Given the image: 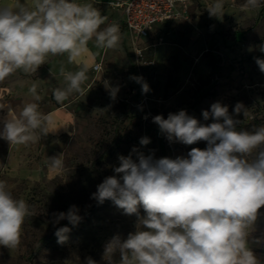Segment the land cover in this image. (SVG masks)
Returning a JSON list of instances; mask_svg holds the SVG:
<instances>
[{"label":"clouds","instance_id":"1","mask_svg":"<svg viewBox=\"0 0 264 264\" xmlns=\"http://www.w3.org/2000/svg\"><path fill=\"white\" fill-rule=\"evenodd\" d=\"M172 0H170V3ZM264 0H245L242 10L262 6ZM223 0L207 8L210 17L223 16ZM107 16L92 3L76 0H34L31 5L15 0L0 6V82L18 70L34 74L50 56L67 55L69 64L88 51V42L99 49H114L121 33L118 24H107ZM106 25V26H104ZM104 26V27H102ZM264 52V45L260 46ZM264 73V59L256 58ZM101 65H96L100 71ZM89 67L82 64L75 72L60 68L66 85L53 90V98L63 104L73 93L83 95ZM141 84L142 93L150 86L142 77H131ZM115 99L118 88L110 87ZM32 102L17 114L0 105V139L10 145L36 143L49 133L55 123L51 113L40 111L41 96L37 84L29 89ZM237 103L233 112L239 114ZM247 110H244V115ZM203 124L186 110L152 118L169 142L192 145L207 142L205 149L192 148L187 156L155 158L133 147L127 155H118L114 175L97 185L91 198L102 204L111 200L127 216L137 218L136 231L126 239L114 235L104 247L105 264H260L249 248V234L264 206V126L238 129L229 108L214 102L202 111ZM150 138L142 137L146 146ZM53 171L65 167L63 154L47 157ZM140 208L144 215H141ZM30 206L16 198L0 180V246L15 249L21 243V230ZM82 217L77 206L67 212L52 213L53 226L67 220L77 226ZM71 229L57 228L59 244L69 239ZM259 242V241H257ZM119 254V260L114 259ZM86 264H97L87 258Z\"/></svg>","mask_w":264,"mask_h":264},{"label":"rangeland","instance_id":"2","mask_svg":"<svg viewBox=\"0 0 264 264\" xmlns=\"http://www.w3.org/2000/svg\"><path fill=\"white\" fill-rule=\"evenodd\" d=\"M117 1L122 2L112 0L109 5ZM215 2L178 4L180 15L163 28L162 41L155 36L144 44V58L137 60L134 52L128 55L121 71L109 69L95 81L92 93L77 94L61 111L53 92L41 96L40 111L51 113L55 121L47 137L27 146L0 139V180L14 197L30 206L19 247L0 246V264H86L89 257L105 264V244L117 234L126 239L137 224L135 215H124L111 200L100 204L91 198L97 185L114 175L118 155L127 156L137 147L146 155L154 151L155 158L175 159L187 156L192 148L207 147L205 141L184 145L169 142L163 135L162 148L154 116L166 119L169 113L186 110L210 124L212 119L204 121L202 111L220 102L240 121L238 129L264 126V73L256 63V58L264 59L260 51L264 3L245 11L241 7L245 0H223V16L210 17L207 8ZM134 76L147 82L148 93H142ZM105 82L119 89L115 99ZM4 97L17 114L32 102L9 92ZM237 103L247 110L246 115L244 110L238 115L233 112ZM142 137L150 138V143L141 146ZM59 154L65 167L53 171L47 157ZM73 205L79 209L81 222L72 226L62 220L53 226L52 213L67 212ZM63 226L71 231L68 241L59 244L55 232ZM249 248L264 264V206L250 230ZM119 258L117 253L114 259Z\"/></svg>","mask_w":264,"mask_h":264},{"label":"crops","instance_id":"3","mask_svg":"<svg viewBox=\"0 0 264 264\" xmlns=\"http://www.w3.org/2000/svg\"><path fill=\"white\" fill-rule=\"evenodd\" d=\"M110 1L112 0H76L77 3H92L97 7L102 15L107 16L106 25L115 23L120 26L121 39L116 48L99 49L95 46V41L93 39L88 42V51L77 61V63L69 64L67 55L65 54L63 56H50L46 60V63L41 65L34 74H25L18 70L15 74L9 76L3 82H0V105H3L5 108L11 107L7 102L8 100L4 97L6 92L14 94L15 96H21L29 101L32 100L28 89L33 83L37 84V93L42 97H45V95L53 92V90L58 87H65L66 82L63 76L60 75L61 67H64L65 71L75 72L79 69L80 65H88V79L82 86L84 90L83 95L85 96L88 92L92 93L94 91L93 85L95 84V81L108 74L109 69L115 72L121 71L124 67V62L127 59V56L133 53V48L131 45L129 30L124 22L123 8L116 5L111 7L109 5ZM14 2L15 0H0V6L12 4ZM33 2L34 0H21V3L26 5H31ZM171 21L172 20L156 24L151 30L149 37L143 40V46L144 44L146 45L149 43V40L155 36L157 40L162 41L163 37L161 34L163 28H166L167 24ZM97 64L101 65L100 71H97L95 68ZM77 94L78 93H73L67 101L56 108H59L61 111L63 106H66L75 100ZM4 113H6V109L0 110V116ZM60 118L63 120V117Z\"/></svg>","mask_w":264,"mask_h":264},{"label":"built area","instance_id":"4","mask_svg":"<svg viewBox=\"0 0 264 264\" xmlns=\"http://www.w3.org/2000/svg\"><path fill=\"white\" fill-rule=\"evenodd\" d=\"M184 0H122L114 5L123 8L124 22L127 26L131 45L137 60L144 58L146 48L142 42L150 35L156 24L177 18L180 15L178 3ZM96 68V66H95Z\"/></svg>","mask_w":264,"mask_h":264},{"label":"trees","instance_id":"5","mask_svg":"<svg viewBox=\"0 0 264 264\" xmlns=\"http://www.w3.org/2000/svg\"><path fill=\"white\" fill-rule=\"evenodd\" d=\"M160 135H161V137H160V138H161V146H162V148H163V147H164V140H163L164 137H163V134L160 133Z\"/></svg>","mask_w":264,"mask_h":264}]
</instances>
